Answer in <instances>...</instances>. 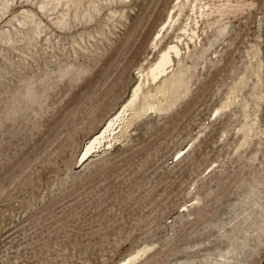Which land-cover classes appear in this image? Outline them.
<instances>
[{
  "label": "rangeland",
  "instance_id": "obj_1",
  "mask_svg": "<svg viewBox=\"0 0 264 264\" xmlns=\"http://www.w3.org/2000/svg\"><path fill=\"white\" fill-rule=\"evenodd\" d=\"M178 37L181 78L81 163ZM131 256L264 264V0H0V264Z\"/></svg>",
  "mask_w": 264,
  "mask_h": 264
},
{
  "label": "bare ground",
  "instance_id": "obj_2",
  "mask_svg": "<svg viewBox=\"0 0 264 264\" xmlns=\"http://www.w3.org/2000/svg\"><path fill=\"white\" fill-rule=\"evenodd\" d=\"M195 11V10H194ZM198 22H196L197 24ZM173 24H175V18H171V23L169 27H172ZM166 27V26H165ZM168 27V28H169ZM165 29V28H164ZM163 29V30H164ZM162 30V31H163ZM183 32L185 34H190V39L194 40V38L197 37V33L195 29H184ZM178 41L171 43L161 54L159 59L151 66L149 71L146 74L141 75L140 84H138L132 94V97L130 100H128V103L120 110L117 114H115L103 127V129L94 135L89 142H87L82 154H81V163L88 161L93 154L97 152L101 147L106 148V143L108 145H112V140L109 139L113 136V140H117L118 137H115L117 134V129H120V132H122V129L124 127L129 126V124L134 120L135 118H138V115L135 113L136 108L139 105L141 98L143 96V90L145 85H166L169 81L172 79H176L175 81L179 80L182 75V71L179 72L178 75L173 74L175 72V68L178 61L181 63L184 60L183 57V50L180 46V43L182 42L181 37L177 38ZM199 39V38H198ZM187 50L191 51L189 44H187ZM173 74V75H172ZM172 75V76H171ZM181 85V83H180ZM175 104V101L170 102V105ZM147 110L152 111H160V108L154 104V103H148ZM128 111H132L131 119L129 120L127 118ZM129 116V115H128ZM124 126V127H123ZM126 130V129H125ZM111 140L108 142L107 140ZM138 256V255H137ZM137 256L132 257L128 259L127 261H124L122 264H130V262L137 258Z\"/></svg>",
  "mask_w": 264,
  "mask_h": 264
}]
</instances>
